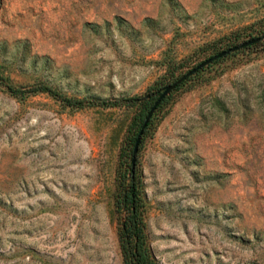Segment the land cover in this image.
<instances>
[{"label": "rangeland", "instance_id": "obj_1", "mask_svg": "<svg viewBox=\"0 0 264 264\" xmlns=\"http://www.w3.org/2000/svg\"><path fill=\"white\" fill-rule=\"evenodd\" d=\"M263 30L264 0H0V264H122L114 200L137 112L5 84L141 96ZM153 112L135 158L156 263L264 264V44Z\"/></svg>", "mask_w": 264, "mask_h": 264}, {"label": "trees", "instance_id": "obj_2", "mask_svg": "<svg viewBox=\"0 0 264 264\" xmlns=\"http://www.w3.org/2000/svg\"><path fill=\"white\" fill-rule=\"evenodd\" d=\"M262 35H264V30L259 36ZM258 44H264V37H261L258 41L243 46L240 49L251 48ZM5 87L12 95H22L23 93L29 92H42L59 101L62 105L69 107H112L121 105L137 107V112L131 118L129 126L130 129L125 139V147L122 155L123 159L121 161L122 170L117 194L114 200L115 209L123 213L122 221L119 223L118 241L121 250L122 264H157L150 254L147 243L140 196V181L136 168L135 156L133 162L131 163V150L136 132L141 124L143 114L150 106L154 97L159 94L163 86H157L151 92L141 96H130L114 99L69 97L62 94L54 87L43 82L28 85L27 88H25L26 90L21 89V86H14L11 84H5ZM165 99L166 96L158 103V105L155 107V110L160 107ZM153 113L142 130L138 145L140 144L141 139L152 120Z\"/></svg>", "mask_w": 264, "mask_h": 264}, {"label": "water", "instance_id": "obj_3", "mask_svg": "<svg viewBox=\"0 0 264 264\" xmlns=\"http://www.w3.org/2000/svg\"><path fill=\"white\" fill-rule=\"evenodd\" d=\"M261 37H264V35L262 36H255V37H251L248 38L246 40H243L237 44H234L232 46H229L219 52H216L215 54H212L211 56L203 59L202 61H200L199 63H197L196 65H194L193 67H191L190 69H188L186 72H184L182 75H180L178 78H176L175 80H173L170 83L165 84L162 89L160 90L159 94L155 97V99L152 101V103L150 104L149 108L147 109L144 117L142 118L141 124L136 132L133 144H132V150H131V163L133 162L134 156H135V152L138 146V142L142 133V130L146 124V122L148 121L149 117L151 116L153 110L155 109V107L158 105V103L177 85L179 84L184 78H186L187 76H189L190 74H192L193 72L199 70L200 68H202L203 66L207 65L208 63H210L211 61L224 56L225 54L229 53V52H233L243 46H246L250 43H254L256 41H258Z\"/></svg>", "mask_w": 264, "mask_h": 264}]
</instances>
